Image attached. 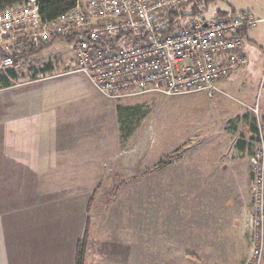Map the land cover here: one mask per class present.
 <instances>
[{
	"label": "rangeland",
	"instance_id": "rangeland-1",
	"mask_svg": "<svg viewBox=\"0 0 264 264\" xmlns=\"http://www.w3.org/2000/svg\"><path fill=\"white\" fill-rule=\"evenodd\" d=\"M204 9L209 20L217 18L220 12L224 15L251 13L259 20L257 26L249 29L245 34L244 48L248 54L245 53L247 63L239 66L231 77L224 79L220 87L218 85L220 91L213 97L205 93H194L175 97L145 94L118 101L106 98L113 103L114 109L115 106L120 107L119 148L114 146L105 149L113 153V159L109 161V157L104 162L105 169L94 170L95 173L91 170L74 171L79 177L94 173L95 184L92 182L88 186H35L32 191L35 193L42 188V191L47 190L51 195L48 196L46 204L50 213L49 221L55 223L53 216L62 209V205L68 203V200H71L72 212L78 211L76 206L79 203L85 210L87 197L90 199L93 190H96L89 209L87 212L83 211L85 218L87 217L85 232L87 227L90 232L91 226L95 228V236L98 232H112L119 229L130 231L125 264H248L251 259L255 214L252 215L251 209L255 203L258 176L254 161L264 159L262 122L264 20H261L264 19V0H211L204 3ZM3 47L0 46V62L10 54ZM44 47V50L37 47L40 52L30 54L25 59L19 57L23 52L17 53L12 50L17 65L11 69L18 73V79L12 82L13 86L44 79L47 74L42 70L48 64H55L56 73L77 68L75 52L68 42ZM71 59L74 63L66 65ZM7 73V70L0 69V74L7 75ZM24 90L11 88L0 91V116L6 112L8 100L14 96L20 98ZM113 114L116 118L115 112ZM39 119L41 120L38 122ZM36 121L40 127L46 126L44 116ZM19 123L20 128H23L25 122ZM7 129V126L1 127L2 131ZM38 133L37 137L42 135L40 139L48 141L49 135L44 129ZM227 134L234 137V140L238 137L240 143L245 144L246 156L251 162L253 174L254 189L249 190L250 197L253 196L250 213L242 222L239 234H234L236 238L240 237L239 243L236 241V244H241V249H233L231 243L228 244L229 248L223 244H216V248L212 247L215 245L214 240L211 239L214 237L212 236L214 232L217 231L219 234L226 230L230 232V227H225L226 230L223 231L212 226L210 231L213 232L207 241L205 239L201 241L209 244L201 243L194 246L193 242L196 240L193 235L185 233V229L189 228L190 231L191 227L189 204L196 205V210L204 212L208 209V214L214 213L215 205L208 204L207 208V202L204 200L206 195L214 197L221 194L216 185L201 184L202 174L200 175L199 170L201 138L207 135L210 139H216ZM25 139L31 141L28 136H22L19 138L21 145L15 147L25 151L28 148ZM32 141L35 147L33 138ZM212 157L211 161L214 162L212 167L215 168L216 160L214 155ZM212 173L215 177L216 171ZM26 188L32 190L33 186L17 187V195L24 194ZM76 196L79 200L75 199ZM173 217H175L177 239L174 253L171 244L167 242L170 236L167 228L171 225L169 219L173 221ZM221 225L217 227H222ZM141 227L143 228L142 252L139 244L138 246L136 244L134 234ZM156 231L157 240L159 238L160 241L158 243L155 239ZM84 236L85 233L83 238ZM243 236L246 238L242 241L244 244L241 243ZM83 238L78 244L76 253L82 245ZM184 241H187V244ZM87 245L88 241L84 264H95L92 258L90 262L87 259ZM200 249L203 250L199 251ZM26 250L23 249L20 254L26 256ZM190 253L193 256H188ZM34 254L35 252L32 251L31 258ZM25 259L29 261L28 256ZM40 263L35 259L32 262V264Z\"/></svg>",
	"mask_w": 264,
	"mask_h": 264
},
{
	"label": "crops",
	"instance_id": "crops-1",
	"mask_svg": "<svg viewBox=\"0 0 264 264\" xmlns=\"http://www.w3.org/2000/svg\"><path fill=\"white\" fill-rule=\"evenodd\" d=\"M193 6L190 5L186 12H192ZM201 6L204 8V3L196 8ZM229 16L232 14L224 15ZM194 18L196 17L185 21ZM248 30L243 31L244 38ZM63 42L55 40L52 45ZM244 53L247 54L245 48ZM262 54L264 56V53ZM68 63L73 64L74 60H68L66 65ZM51 65L53 70L46 73L44 79L0 89H25L22 94L24 97L14 96L8 100L6 112L0 116V264H32L34 259L41 262L40 264H76V251L85 233L87 221L83 211L87 212L89 209L96 190H93L90 199L87 197L85 210L79 203L76 206L78 211L72 212L71 200H68L66 205H62L60 212L57 210L58 213L53 216L55 223L49 221L50 213L46 204L50 194L47 190L42 191V188L35 189V193L32 191L35 186H88L92 182L95 184L94 170L105 169L104 162L109 157V161L113 159V153L105 149L114 146L119 148L120 107L115 106L114 109L113 103L97 91L87 75L74 71L76 68L56 73L55 64ZM222 81L219 82V87ZM43 116L46 120L44 128L36 121ZM22 121L25 123L23 128H20L19 122ZM4 126L8 127L6 131L1 130ZM41 129L49 135L47 142L40 139L42 135L37 137ZM22 136L31 138L30 142L25 139V145L28 147L25 151L15 147L21 145L19 138ZM199 154V170L200 175H203L200 177L201 184L216 185L221 194L214 197L206 195L204 200L207 202V208L208 204L215 205L214 213L208 214V209L204 212L196 210V205L189 204L191 227L190 231L186 228L185 233L193 235L196 240L193 244L196 246L203 243V239L207 241L213 232L210 231L212 226L223 231L226 230L225 227H230V232H214L211 239L215 245L212 247L223 244L229 248L228 244L231 243L233 249H241V244H236V241L239 243L240 237L236 238L234 234H239L242 222L250 213L253 196L250 197L249 190L254 189L252 166L246 156L245 144L241 146L238 137L234 140V137L228 134L216 139L205 135L201 138ZM211 154L216 160L215 168L212 167L214 162L211 161ZM76 170H91L94 173L79 177L74 173ZM213 171H216L215 177ZM23 186L33 188H26L24 194L17 195V187ZM75 199L79 200L77 196ZM251 210L253 215L255 203ZM169 223L171 225L167 230L170 236L167 242L171 244L174 253L177 241L175 217L173 221L169 219ZM219 224H222V227H217ZM91 228L87 245L88 261L92 258L95 264H125L130 231L111 230L112 232H98L95 236V228ZM134 234L136 244H139L142 252L143 228L137 229ZM155 239L156 243L160 242L159 238L157 240V231ZM244 240L246 238L243 236L242 244ZM184 243L187 244V241ZM203 244L209 243L204 241ZM23 249H28L26 256L29 261H26L24 254H20ZM201 250L203 249L199 251ZM32 251L35 252L33 258ZM188 256L193 255L190 253Z\"/></svg>",
	"mask_w": 264,
	"mask_h": 264
},
{
	"label": "built area",
	"instance_id": "built-area-1",
	"mask_svg": "<svg viewBox=\"0 0 264 264\" xmlns=\"http://www.w3.org/2000/svg\"><path fill=\"white\" fill-rule=\"evenodd\" d=\"M204 0H76L75 6L44 21L38 0L0 11V46L10 54L0 62L8 71L22 52L20 39L34 47L55 40L75 52V72L87 75L105 98L118 101L145 94L175 97L205 93L213 97L219 82L247 63L243 29L259 20L251 13L209 20L203 15L169 32L168 14ZM17 55V54H16ZM256 179L252 256L264 258V159L254 161Z\"/></svg>",
	"mask_w": 264,
	"mask_h": 264
},
{
	"label": "trees",
	"instance_id": "trees-1",
	"mask_svg": "<svg viewBox=\"0 0 264 264\" xmlns=\"http://www.w3.org/2000/svg\"><path fill=\"white\" fill-rule=\"evenodd\" d=\"M27 0H0V11L7 9L8 7H12L14 5L17 4H21L23 2H26ZM39 1V5H40V14L42 16V18L44 19V21H52L57 19L58 17H60L62 14H64L66 11L72 9L75 4H76V0H38ZM207 1H211V0H204L202 2H200L199 4H195L193 6V10L192 12H184L185 9H182L181 11L178 12H170L168 14V24H169V32L173 31V30H177L185 25H187L188 23H190L191 21L198 19L199 17H201L203 15V12H201V10H204V12L206 11L204 8L201 7H197V5H203V3L207 2ZM188 8V7H187ZM236 15V14H235ZM220 18H224V14H222L220 12ZM233 16V14H232ZM193 18L196 17L192 20H189L188 22H186L185 20L188 18ZM219 17V16H218ZM231 17V16H229ZM245 29L241 30L240 33L243 35ZM244 37V36H243ZM55 41V39L52 41L51 44L48 45V47L50 45L53 44V42ZM19 47L21 46L22 52L23 54L20 57V59H25L26 56L29 57L30 54H34L37 52H40L37 50V47L35 48L34 46H30L28 44L25 43V41H23V39H20L19 42ZM42 50H44L45 47H41ZM40 48V49H41ZM52 65L48 64L45 69H43L42 71H44V73H48L50 71H52ZM7 75H2L0 74V89H5V88H10L13 86V81L18 79V73L17 71H15L14 69H10L7 71ZM262 122L264 124V117L262 119ZM255 132L257 133V129L255 130ZM243 143H241L242 146ZM88 234H89V227H87L86 232H85V236L83 238V241L81 242L82 245L81 247H79L78 253H77V260H76V264H84L85 261V254H86V244L88 241Z\"/></svg>",
	"mask_w": 264,
	"mask_h": 264
}]
</instances>
